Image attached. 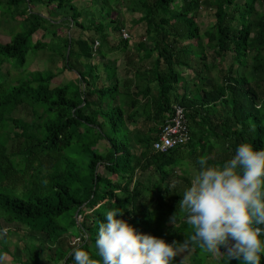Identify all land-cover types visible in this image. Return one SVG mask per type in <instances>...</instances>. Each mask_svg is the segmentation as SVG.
<instances>
[{"label":"trees","instance_id":"trees-1","mask_svg":"<svg viewBox=\"0 0 264 264\" xmlns=\"http://www.w3.org/2000/svg\"><path fill=\"white\" fill-rule=\"evenodd\" d=\"M76 1L0 0L22 18V30L0 44V67L23 69L30 54L49 49L63 57L61 74L78 75L61 86H52L60 74L51 70L23 72L16 84L0 77V234L2 222L19 225L43 246L27 244L24 252L34 249L26 258L17 252L21 264H74L76 248L101 260L99 226L117 208L139 232L183 242L192 234L186 213L176 226L169 221L190 186V168L197 172L202 157L220 165L244 142L264 149V0H91L83 10ZM39 6L50 17L35 12ZM124 8L139 14L144 35L132 48L123 38L111 47L108 25L123 32ZM203 8L214 11L205 31ZM64 28L92 34L64 37ZM113 51L128 55L123 78ZM74 59L86 60L80 70ZM145 61L151 67L141 76L146 69L136 65ZM175 105L187 110L191 142L153 151ZM22 109L30 119L18 116ZM185 250L190 264L209 257L228 264L199 244ZM179 254L173 264H181Z\"/></svg>","mask_w":264,"mask_h":264},{"label":"clouds","instance_id":"clouds-1","mask_svg":"<svg viewBox=\"0 0 264 264\" xmlns=\"http://www.w3.org/2000/svg\"><path fill=\"white\" fill-rule=\"evenodd\" d=\"M177 106L185 112L189 140L179 145L184 147L191 142L192 136L186 108L175 105L173 116ZM164 126L153 144V151H156L154 146ZM174 148L159 153L166 154ZM181 195L179 212L171 216L169 222L176 226L180 213H186L192 234L186 235L183 242H169L141 233L121 218L120 209H110L105 213L106 222L99 226L95 242L102 259H94L84 248H76L72 253L74 264H173L179 253L195 244L209 253L223 255L228 264L232 260L240 264H262L264 149H257L249 142L241 143L235 154L220 165H211L202 157L190 186ZM222 247L226 249L223 253Z\"/></svg>","mask_w":264,"mask_h":264},{"label":"rangeland","instance_id":"rangeland-1","mask_svg":"<svg viewBox=\"0 0 264 264\" xmlns=\"http://www.w3.org/2000/svg\"><path fill=\"white\" fill-rule=\"evenodd\" d=\"M3 4L7 2V0H1ZM76 6L83 10L86 7H89L91 4V0H77L75 2ZM35 12L43 14L45 17H50V14L47 10V8L39 6L34 9ZM6 8L3 6L0 8V44H8L11 42L12 37L20 32L22 30L21 28V22L22 18H16L13 19L9 13H6ZM200 17L198 18V24L202 28V31H205L213 21V15L214 11L208 8H203L201 11ZM138 13H130L126 8H124L121 12L118 14V19L119 21L123 24L122 25V30L129 33L128 35L130 36V47H134L136 43L140 42V38L144 35V26L139 25L137 26L136 20L139 18ZM110 25V26H109ZM109 43L111 47H114L118 45L119 41L123 38V33L120 30H113L112 24H109ZM72 34L74 38H88L91 36V31H87L84 33L80 29H70V31L66 28L61 29L59 31V34L62 36H67L69 34ZM43 35V32H39L37 34V39H41ZM52 36L47 35V37L43 40L48 43L52 41ZM124 39V38H123ZM206 42V41H205ZM99 47V46H98ZM97 53L99 52V48L96 49ZM113 51L111 52L110 59L117 58V66L120 67L119 74L120 78L125 77V73L123 72V68L125 69L126 65V58L127 54H123L121 52H116ZM97 61L100 62L99 57H96ZM209 59H212L211 54H209ZM82 62H86L85 59L82 60H76L74 59V65L76 67V70H80V66L82 65ZM94 62V63H95ZM152 61H145L143 63H138L136 65V68H144V70L141 73V76H144L143 74L147 73L149 71V68L151 67ZM65 65V62L63 60V57L59 54H57L55 51H51L49 49L39 51V53L36 54H30L28 58L27 64L24 66L23 69L16 70L14 69L10 64L5 63L3 66L0 67V77L4 79H10L11 84H16V78H18L20 74H27L28 72H41L45 70H51L54 71L55 73H59L60 76H58L52 83V86H61V85H66L69 83H72L74 81H77V71H69L67 70L66 72H63L62 74V68ZM100 71H102V68H99ZM10 73V75H8ZM25 74L23 76H25ZM216 77V73L211 75V79L213 80ZM216 79V78H215ZM156 85H154L155 88ZM22 119H30V116L26 110H21L18 115ZM191 180L196 174L195 169H191ZM180 170H177V175H180ZM100 172L102 175L108 176L104 168H100ZM1 218L0 220H2ZM3 223V230L1 231L0 234V264H21V262H17L18 259L20 261V257L16 255L17 252H19L21 258H26L30 255L31 252H33L34 247L31 245L30 250L27 252H24L23 248L29 245L30 243H34L39 249H42L43 246H41L40 242L37 241L35 242L33 239L29 237H26V233H28L26 227H20L19 225H6L4 222ZM26 232V233H25ZM21 248V249H19ZM222 249V248H221ZM226 251V249L224 248ZM206 253L209 254V252L205 251ZM204 252V253H205ZM49 252L47 250H44V253L41 254L40 261L43 259V257H47ZM184 254V255H183ZM191 250H184L179 254L181 259V264H190L191 261V255H192ZM216 255V254H215ZM29 260V259H28ZM27 260V261H28ZM217 258L211 259L210 257L207 260L206 264H215ZM26 261V262H27ZM34 264V263H31ZM179 264V263H178Z\"/></svg>","mask_w":264,"mask_h":264},{"label":"built area","instance_id":"built-area-1","mask_svg":"<svg viewBox=\"0 0 264 264\" xmlns=\"http://www.w3.org/2000/svg\"><path fill=\"white\" fill-rule=\"evenodd\" d=\"M123 38L128 40L130 36L127 32L123 31ZM98 46L99 43L97 42L95 50ZM174 111L173 118L165 124L160 140L154 146L158 152H166L168 149L183 145L189 140L188 130L185 127L186 118L184 109L177 106L174 108Z\"/></svg>","mask_w":264,"mask_h":264}]
</instances>
